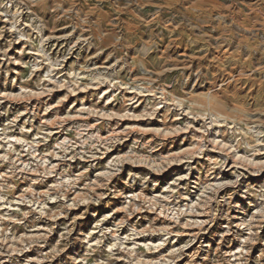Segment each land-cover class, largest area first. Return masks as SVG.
<instances>
[{
	"label": "rangeland",
	"instance_id": "rangeland-1",
	"mask_svg": "<svg viewBox=\"0 0 264 264\" xmlns=\"http://www.w3.org/2000/svg\"><path fill=\"white\" fill-rule=\"evenodd\" d=\"M0 264H264V0H0Z\"/></svg>",
	"mask_w": 264,
	"mask_h": 264
}]
</instances>
